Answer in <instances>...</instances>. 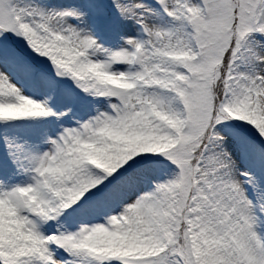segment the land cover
Returning a JSON list of instances; mask_svg holds the SVG:
<instances>
[{
  "label": "snow or ice",
  "instance_id": "6c2138e0",
  "mask_svg": "<svg viewBox=\"0 0 264 264\" xmlns=\"http://www.w3.org/2000/svg\"><path fill=\"white\" fill-rule=\"evenodd\" d=\"M0 264H264V0H0Z\"/></svg>",
  "mask_w": 264,
  "mask_h": 264
}]
</instances>
